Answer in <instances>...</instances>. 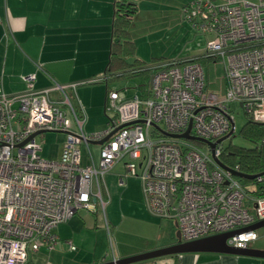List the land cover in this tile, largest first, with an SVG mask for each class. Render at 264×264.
Returning a JSON list of instances; mask_svg holds the SVG:
<instances>
[{"label":"built area","instance_id":"built-area-1","mask_svg":"<svg viewBox=\"0 0 264 264\" xmlns=\"http://www.w3.org/2000/svg\"><path fill=\"white\" fill-rule=\"evenodd\" d=\"M183 11L195 29L211 35L198 57L224 62L222 94L207 89L198 57L162 61L152 66L144 94L127 98L111 90L106 129L88 133L84 109L69 95L85 82L35 90L36 76L28 75L26 92L8 96L0 78V264H29L31 253L55 249L60 224L80 210L95 211L99 201L104 208V177L120 162L124 176L142 180L149 211L177 223L182 241L242 230L228 244L249 248L260 238L249 227L264 220V193L248 191L208 145L171 135L191 125L199 139L231 137L237 105L264 124V0H192ZM41 131L66 135L58 159L42 156L41 133L31 138ZM92 145H99V159ZM259 146L264 149V136ZM221 147L214 152L219 159Z\"/></svg>","mask_w":264,"mask_h":264},{"label":"crops","instance_id":"crops-1","mask_svg":"<svg viewBox=\"0 0 264 264\" xmlns=\"http://www.w3.org/2000/svg\"><path fill=\"white\" fill-rule=\"evenodd\" d=\"M133 1L138 5V12L131 24L130 34L136 45V54L130 60L137 58L149 65L154 59L171 60V0ZM116 2L117 0H0V78L4 92L8 96L26 92L24 77L28 75L36 76L35 90L48 88L54 82L74 84L102 78L111 55ZM79 87L76 91H69L70 97L73 103L83 107L88 122L87 112L78 99L84 95ZM120 92L130 98L127 93ZM144 92L142 90V94ZM107 101L108 94L104 102L105 113ZM61 151L62 148L58 158ZM87 162L89 160L85 155L84 163ZM120 163L124 165L123 162ZM124 169L117 175L119 186H123L129 178L124 176L127 172L125 165ZM110 172L104 177V199L105 178ZM122 176L124 184L120 185ZM105 201L107 205V200ZM98 207L99 204L95 211H87L85 215H81L80 221L73 216L67 223L58 226V242L54 250L45 249V264H102L157 250L175 242L171 238L169 221H160L158 235L147 242L136 245L110 243L109 247L108 235L111 242L116 225L111 217V220L105 218L104 223ZM257 241L249 248L264 250L257 246ZM30 264L33 263L30 261ZM133 264H264V258L201 252L163 256Z\"/></svg>","mask_w":264,"mask_h":264},{"label":"rangeland","instance_id":"rangeland-1","mask_svg":"<svg viewBox=\"0 0 264 264\" xmlns=\"http://www.w3.org/2000/svg\"><path fill=\"white\" fill-rule=\"evenodd\" d=\"M189 1L191 0H171V60H185L202 55L211 37L209 33L195 29L193 24L184 18L183 9ZM140 23L142 24V22ZM204 74L209 91L224 93L225 69L222 59L215 62H205ZM100 78H97L98 83H91L92 81H90L91 84L80 85L79 87V89L83 90L84 95L79 96L78 99L83 104L88 115L87 132H98L106 129L108 114L111 115L112 113H105L104 102L110 90L125 92L128 97L135 96L138 93L142 94L141 85L144 83L142 76L137 75L113 81L110 82L109 86L105 82H100ZM97 79L93 81H97ZM235 112L236 132L230 138L224 140L221 146L223 148L229 145L246 148L254 147L253 143L244 139L240 134L248 118L243 114L239 105H237ZM160 127L164 128V125L161 124ZM37 140L42 147V156L56 159L65 143L66 135L60 132H45L38 135ZM91 148L95 158L99 159V145H92ZM87 152L86 147L83 148L84 157L88 155ZM123 171H125L124 165L120 163L107 175L105 178V199L107 200V205L103 208L99 201L98 209L102 214V218H104V223L106 222L105 218H108V220L112 218L113 220L111 221L116 225L115 234L111 235V242L108 235L109 247L110 243L111 245L113 243L117 245H136L147 242L158 235L160 221H169L171 224V238L177 241L175 222L173 220H160L147 209L143 184L140 178L130 176L126 179L123 186H119L117 175ZM86 213V210H80L75 215V218L79 220L80 216ZM104 228L106 229V226ZM258 232L260 238L256 244L264 248V227L259 228ZM99 236L100 234H98ZM45 249L41 248L39 253H31L30 261L33 264H45L47 257Z\"/></svg>","mask_w":264,"mask_h":264},{"label":"trees","instance_id":"trees-1","mask_svg":"<svg viewBox=\"0 0 264 264\" xmlns=\"http://www.w3.org/2000/svg\"><path fill=\"white\" fill-rule=\"evenodd\" d=\"M137 12L138 5L135 1L117 0L113 21L111 55L105 75L102 77V80H99L100 82H105L108 86L110 82L138 75L144 78V83L141 87L142 90L145 91L151 82L150 75H152L153 72L152 66L163 61L162 59H154L149 65L137 58L133 61L130 60L136 54V45L131 37L130 27ZM196 60L203 66L205 62L217 61L215 59L201 57H198ZM168 61L179 62L183 60ZM91 83H98V79ZM91 83L85 82L84 85ZM247 118V122L243 126L240 134L244 139L253 143L255 146L252 148L235 145H229L225 148L221 147L222 153L220 159L227 166H237L240 172L254 175L264 171V149L259 146V143L264 136V124L256 122L250 117ZM194 142L201 147L206 146L202 142ZM240 180L243 181L246 186L250 187L248 191L252 194L261 195L264 193V176L253 180H245L241 178Z\"/></svg>","mask_w":264,"mask_h":264},{"label":"water","instance_id":"water-1","mask_svg":"<svg viewBox=\"0 0 264 264\" xmlns=\"http://www.w3.org/2000/svg\"><path fill=\"white\" fill-rule=\"evenodd\" d=\"M156 129L159 131L165 133L159 126L154 125ZM118 129V128H117ZM117 129L112 132L110 135H108L106 138H104L101 141L95 142L94 144H103L106 142L111 135H113ZM191 131V125L189 126L188 130L180 135H171L174 137L178 138H185L197 142H202L206 145H208L212 149V153L214 156L215 161L219 166H221L223 169L228 170L232 172L235 176L245 179V180H253L255 178H259L264 176V171L258 174L254 175H249L245 174L242 172H237L231 169L229 166H227L225 163H223L219 158L215 157L214 152L218 144H221L224 140L228 139L230 135L223 137L219 139L216 142H211V141H206L203 139H199L197 137H194L190 134ZM40 133H45V131H41L39 133L34 134L31 138L36 136L37 134ZM26 142V141H25ZM175 226L177 227V223H175ZM264 227V220L260 221L253 226L249 227L250 229H259ZM242 230H236V231H231L223 234H217V235H212L208 237H204L201 239L193 240V241H182L180 232L177 230V241H175L173 244L153 250L150 252L134 255L131 257L123 258V259H118L115 261H110L102 264H133V263H139L151 259H156L159 257L163 256H170V255H180V254H185V253H201V252H215V253H222V254H232V255H247V256H258V257H263L264 258V250H259V249H252V248H237L230 246L228 244V238L234 236L235 234H238Z\"/></svg>","mask_w":264,"mask_h":264}]
</instances>
